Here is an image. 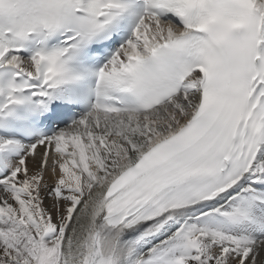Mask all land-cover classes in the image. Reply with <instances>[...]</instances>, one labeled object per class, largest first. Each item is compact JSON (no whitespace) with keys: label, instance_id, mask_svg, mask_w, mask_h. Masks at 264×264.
I'll list each match as a JSON object with an SVG mask.
<instances>
[{"label":"snow or ice","instance_id":"obj_1","mask_svg":"<svg viewBox=\"0 0 264 264\" xmlns=\"http://www.w3.org/2000/svg\"><path fill=\"white\" fill-rule=\"evenodd\" d=\"M0 264H264V0H0Z\"/></svg>","mask_w":264,"mask_h":264}]
</instances>
